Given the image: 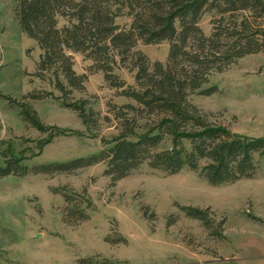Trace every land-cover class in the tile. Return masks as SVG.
<instances>
[{
  "label": "rangeland",
  "instance_id": "1",
  "mask_svg": "<svg viewBox=\"0 0 264 264\" xmlns=\"http://www.w3.org/2000/svg\"><path fill=\"white\" fill-rule=\"evenodd\" d=\"M16 6L17 0H0V163L7 155L29 166L65 162L110 146L120 128L109 104L129 100L106 84L102 72H92L82 54H74V68L88 77L73 99L88 102L95 123L85 124L56 98L31 100L51 127L41 132L11 108L7 97L21 100L34 90L60 96L49 79L34 75L41 50L22 31ZM210 19L206 13L200 23L206 33ZM64 23L61 19L60 26ZM168 48L167 42L136 47L152 62H166ZM117 73L134 83L135 72ZM210 84L218 92L193 95V104L238 134L264 136V52L213 73ZM257 161L253 178L217 186L189 169L170 175L147 163L115 184L105 175L104 162L52 175L0 178V264H80L83 258L98 264H264V155ZM62 189L86 192L93 203L89 219L76 225L64 220ZM182 206L207 211L218 234Z\"/></svg>",
  "mask_w": 264,
  "mask_h": 264
},
{
  "label": "trees",
  "instance_id": "2",
  "mask_svg": "<svg viewBox=\"0 0 264 264\" xmlns=\"http://www.w3.org/2000/svg\"><path fill=\"white\" fill-rule=\"evenodd\" d=\"M206 13H211L209 33L200 24ZM16 16L41 50L34 75L49 79L60 94L34 90L21 100L7 97L24 122L41 132L51 129L30 102L51 97L77 112L85 124L95 123L88 102L73 99L75 91L85 90L88 77L75 70L76 53L90 60L91 71L102 72L106 84L129 102L109 104L120 128L110 146L69 161L33 166L7 155L0 163V178L71 172L100 162L106 164L104 173L112 184L144 163L170 175L189 169L215 186L254 177L257 156L264 155V136L241 135L212 121V113L193 104L191 96L217 93L218 87L210 84L213 73L264 52V0H17ZM120 18L129 20L120 24ZM140 42H167L166 62L150 61L136 49ZM121 69L135 72L134 83L117 73ZM60 193L67 223L89 219L93 203L85 191ZM181 208L218 234L207 211ZM80 264L98 262L83 258Z\"/></svg>",
  "mask_w": 264,
  "mask_h": 264
}]
</instances>
